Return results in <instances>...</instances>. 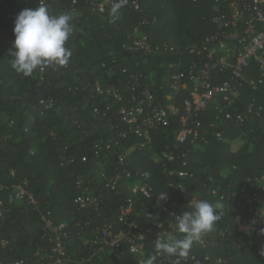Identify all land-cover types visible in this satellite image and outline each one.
Here are the masks:
<instances>
[{"label":"trees","instance_id":"trees-1","mask_svg":"<svg viewBox=\"0 0 264 264\" xmlns=\"http://www.w3.org/2000/svg\"><path fill=\"white\" fill-rule=\"evenodd\" d=\"M132 1L123 0L114 18L111 10L102 14L89 0H46L51 14L66 12L73 18V34L66 43L72 56L65 66H49L25 77L11 68L14 21L22 10L35 9L39 0H0V185L27 184L37 200L36 208L26 202L13 203L6 220L0 222V264L44 263L50 243L42 216L67 225L68 264H137L131 254L118 260L109 249L91 256L92 248L83 243L82 236L90 233L97 220L93 212L77 208L75 199L81 192L77 183L84 180L95 184V192L111 205L132 198L138 207L146 200L143 194L131 191L123 170H119L118 192L98 184L97 173L105 162L96 158L94 142L125 141L121 138L119 110L128 105L130 75L142 73V85L158 92L163 79L184 70L195 58L186 48L204 42L214 33L211 18L218 13V4L215 0H137L141 10L136 11ZM144 21L156 43H169L177 53L150 57L146 63L142 55L127 51L125 46L132 41L133 30ZM114 90L123 91L125 100L116 103L108 95ZM243 92L245 102L255 96L249 89L243 88ZM186 95L184 92L178 98L180 110ZM49 100L55 106L46 110L42 102ZM215 117L210 111L202 120L207 123ZM180 120V114L172 117L167 133L154 132L151 148L140 147L133 138L136 148L129 156V167L141 174V180L154 184L151 200L164 192L184 206L183 212L192 211L195 203H190L199 200L209 201L219 211L221 196L239 194L248 178L264 174V120L255 119L247 125L245 135L230 128L227 136L232 144L210 137L204 150L193 153L194 163L188 169L194 174L192 178L164 175L162 165L155 163L153 157L176 146ZM174 183L186 187L187 192L169 190V184ZM215 190L217 195L213 194ZM153 214L152 218L139 214L144 229L156 234L167 231L171 217L161 209ZM246 214L242 208L236 212L231 204L226 211L228 219L218 221L209 233L206 249L193 245L180 264H194L190 258L196 255L201 260L207 251L223 258V264H264V238L246 231H238L235 237L219 234L226 227L237 228V217ZM159 221H163V229L155 225ZM156 238L157 235L150 236L147 240L148 257L157 254ZM237 238L241 244H236ZM174 260L175 257L159 254L155 264H174Z\"/></svg>","mask_w":264,"mask_h":264},{"label":"built area","instance_id":"built-area-1","mask_svg":"<svg viewBox=\"0 0 264 264\" xmlns=\"http://www.w3.org/2000/svg\"><path fill=\"white\" fill-rule=\"evenodd\" d=\"M117 2L122 3L123 0H89L90 5L102 14L111 10L113 4ZM215 2L218 4L215 8L218 13L211 18L215 27L214 33L204 42L186 48V52L195 58L184 70L173 73L169 79H163L158 92L142 85V73L130 75L128 83L130 88H127L130 93L128 105L119 110L120 126L123 127L121 138L125 141L120 143L117 139H103L94 142L96 158L105 162L97 173L98 184L105 189L118 192L121 184L119 170H123L131 191L134 194H143L146 200H142L138 207L132 198L111 205L95 192V184L90 181H78L77 185L81 192L75 199V204L79 210L89 214L93 212L97 220L90 233H84L82 236L83 243L92 248L91 256L109 249L118 260L131 254L137 264H145L148 258L147 240L150 236L171 234L181 238L176 231L175 216L183 213L184 206L168 195L163 200L159 199L160 196L151 200L155 194L154 184L149 180H141V174L129 167V156L136 148V141L133 138L138 140L137 144L140 147L151 148L154 144L153 133L160 130L167 133L171 127L172 117L180 114L181 128L177 134L176 146L167 147L159 156L153 157V161L162 165L163 174L169 178L175 175L192 178L194 174L188 169L194 163L193 153L204 150L210 143V137H215L219 142L232 144L233 140L227 136L230 128L239 129L245 135L250 122L255 119L264 120V0H215ZM44 3L47 4L46 0ZM131 6L136 11L141 10L137 0L132 1ZM146 24L147 21L141 22L133 30L132 41L125 46L127 51L142 55L146 63L150 57L177 53L176 48L169 43H156L146 30ZM243 88L255 93L248 102L243 99L246 94ZM98 91L103 94L100 88ZM184 92H187V95L180 110L177 101ZM108 95H112L116 103L125 100L121 90H114ZM42 104L46 110H51L55 106L53 100L43 101ZM210 111L215 113L216 117L205 123L202 117ZM177 162L179 168L176 167ZM168 189L182 194L187 192L186 187L175 183L169 184ZM213 194L217 195L218 191L215 190ZM220 199L218 211L221 216L220 222L228 219L226 211L231 204L236 212L238 208H242L247 213L245 216L237 217V228L226 227L219 230L221 236L235 237L238 231H246L264 238V174L248 178L247 184L240 189L239 194L223 195ZM16 202H26L37 207L35 195L27 189V184L0 185V222L6 220L12 204ZM194 203L192 201L190 205ZM138 209L140 211L136 213ZM156 209L163 210L172 219L167 231L162 230L158 234L151 232L150 229H144L138 218L140 213L152 218ZM42 220L50 243V250L43 264L70 263L66 245L69 235L67 225L56 224L47 216H42ZM85 224L88 226L90 221H86ZM155 225L164 228L163 221ZM208 235L209 233L195 244L206 249L209 245ZM236 244H241L240 238H237ZM190 260L194 264L224 263L223 258L214 257L209 251L205 252L201 260L196 255ZM161 263L160 261L159 264Z\"/></svg>","mask_w":264,"mask_h":264},{"label":"clouds","instance_id":"clouds-1","mask_svg":"<svg viewBox=\"0 0 264 264\" xmlns=\"http://www.w3.org/2000/svg\"><path fill=\"white\" fill-rule=\"evenodd\" d=\"M121 2L114 3L111 13L115 18ZM72 16L69 13L51 14L44 0L35 9L22 10L14 21L11 68L25 77L49 66H65L72 56L66 43L73 34ZM159 199H166V194ZM176 231L181 238L171 234L158 235L155 240L157 254L151 255L145 264H155L157 255L175 257L174 264L187 258L195 243L214 231L221 219L217 208L207 200L195 202L192 211L175 216Z\"/></svg>","mask_w":264,"mask_h":264},{"label":"rangeland","instance_id":"rangeland-1","mask_svg":"<svg viewBox=\"0 0 264 264\" xmlns=\"http://www.w3.org/2000/svg\"><path fill=\"white\" fill-rule=\"evenodd\" d=\"M235 143V142H234ZM237 147H239V146H236L235 148H237Z\"/></svg>","mask_w":264,"mask_h":264}]
</instances>
